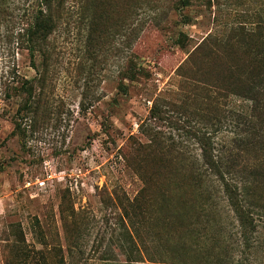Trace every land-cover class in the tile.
<instances>
[{
    "label": "trees",
    "instance_id": "16d2710c",
    "mask_svg": "<svg viewBox=\"0 0 264 264\" xmlns=\"http://www.w3.org/2000/svg\"><path fill=\"white\" fill-rule=\"evenodd\" d=\"M196 1L205 8L216 5L215 12L233 21L190 47L175 69L176 87L152 98L148 117L138 125L144 140L131 136L133 149L123 155L141 186L130 197L115 184L103 199L110 247L96 264H258L264 246V0H227V7L219 0H170L167 9L183 12ZM160 2L138 0V9L146 14ZM4 4L0 0L1 10ZM134 4L35 0L18 31L36 71L16 88L25 94L18 110L22 119L35 120L42 112L50 39L63 25L78 27L90 58L102 51L107 36H127L122 79L147 78L132 53L145 25V17L136 24ZM182 17L191 24L188 15ZM188 39L180 30L173 43L183 49ZM122 79L117 90L125 95ZM234 97L247 107L233 108ZM67 217L69 227L82 225L75 210ZM76 248L71 245L57 264H71ZM46 260L29 252L15 264Z\"/></svg>",
    "mask_w": 264,
    "mask_h": 264
},
{
    "label": "rangeland",
    "instance_id": "374dc122",
    "mask_svg": "<svg viewBox=\"0 0 264 264\" xmlns=\"http://www.w3.org/2000/svg\"><path fill=\"white\" fill-rule=\"evenodd\" d=\"M168 1L143 14L135 0L136 24L145 17V25L132 53L148 71L139 81L121 76L127 36H107L102 51L90 58L78 27H60L49 44L45 94L50 97L34 120L18 113L25 94L16 88L36 75L18 40L35 0H5L0 9V264H15L29 252L57 264L71 245L77 246L71 264H96L109 250L103 199L115 184L130 197L141 186L123 158L133 149L131 136L144 140L138 125L148 117L152 98L178 84L175 69L188 49L210 31L223 32L234 18L197 1L183 12L168 10ZM219 1L227 7V0ZM182 15L191 24H183ZM180 30L189 38L183 49L173 43ZM121 79L128 86L125 95L117 90ZM230 105L244 109L247 102L234 97ZM74 210L82 225L71 228L67 215ZM258 264H264V246Z\"/></svg>",
    "mask_w": 264,
    "mask_h": 264
}]
</instances>
